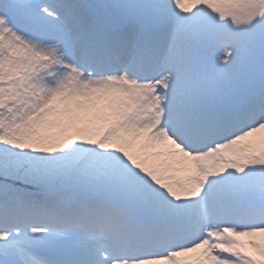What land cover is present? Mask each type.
<instances>
[{"label":"snow or ice","instance_id":"1","mask_svg":"<svg viewBox=\"0 0 264 264\" xmlns=\"http://www.w3.org/2000/svg\"><path fill=\"white\" fill-rule=\"evenodd\" d=\"M0 264H264V0H0Z\"/></svg>","mask_w":264,"mask_h":264}]
</instances>
